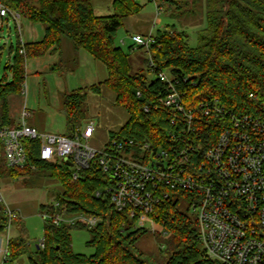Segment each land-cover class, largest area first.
<instances>
[{
    "label": "trees",
    "instance_id": "trees-1",
    "mask_svg": "<svg viewBox=\"0 0 264 264\" xmlns=\"http://www.w3.org/2000/svg\"><path fill=\"white\" fill-rule=\"evenodd\" d=\"M4 1L26 19L42 23L45 35L39 41L24 43L17 33V44L10 46V59L0 78L1 125H16L8 97L24 90L26 60L44 56L52 47H60L64 38L76 51L84 49L103 63L108 73L99 83L62 93L68 136L85 120L89 93L101 94L105 87L115 93L114 104L124 107L129 114L120 130L110 132L106 146L119 140L131 147L129 142L133 140L151 142L156 149L170 148L172 116L183 115H176L171 108L155 106L158 97L170 91L169 84L159 76L161 71L183 94L185 110L197 116L195 120L203 125L206 119L202 117L207 116L204 103L216 102L236 112L264 115V0H207L206 25L198 31L197 46H191L189 34L174 25L156 30L148 51L153 78L132 72L131 55L143 48L135 49L131 44L124 50L115 44L116 32L125 19L142 10L143 6L134 0H115V13L106 16L94 12L92 0ZM164 1L177 8L183 6L177 0ZM183 3L186 5L187 0ZM138 90L141 97L137 95ZM199 124L202 134L195 135L194 139L207 137L214 141L220 133L217 125L205 124L202 128V123ZM203 142L204 146L210 143L206 139ZM25 145L37 171H45L61 182L62 191L56 199L61 203V212L97 214L104 221L88 229L87 245L94 248L90 255L73 250L72 226L45 223V248L32 251L21 236L9 237L3 264H19L24 256L28 262L23 264H156L139 246L148 228L138 226L127 210L115 209L111 192L107 190L114 180L104 172L99 156L88 169L81 171L78 179H73L66 164L40 160L35 141L25 140ZM0 151V178H16L31 171L10 167L3 147ZM189 198V192H172L152 213L156 225L168 238L160 246V252L166 255L162 264H221L208 255L200 241ZM182 201L188 205L186 210L180 207ZM0 214V233L10 230L14 223L22 225V215H18L8 229L9 218L1 202Z\"/></svg>",
    "mask_w": 264,
    "mask_h": 264
},
{
    "label": "built area",
    "instance_id": "built-area-1",
    "mask_svg": "<svg viewBox=\"0 0 264 264\" xmlns=\"http://www.w3.org/2000/svg\"><path fill=\"white\" fill-rule=\"evenodd\" d=\"M162 8L159 4L158 11ZM21 21L22 15L0 0V30L14 23L20 34ZM131 38L135 49L149 51L154 42L153 33H135ZM159 76L169 84L170 91L158 97L155 106L183 115L172 116L170 148L156 149L151 142L133 140L127 147V143L113 140L98 149L89 144L95 133L94 121L82 124L68 136L41 131L23 120L13 126L0 124V148L6 153L8 165L36 167L25 140L37 143L40 160L66 164L73 179H78L99 156L104 172L114 180L107 190L115 209L127 210L138 226L148 223L154 230L155 207L172 192L186 191L190 193L188 203L198 223L200 241L211 258L221 264H264V115L236 112L216 102L204 103L205 124L220 128L214 141L204 138L210 141L204 146V140L194 139L202 134L198 125L203 122L185 110L183 94L170 77L163 71ZM137 95L141 97V91ZM0 202L5 205L9 229L22 215L21 210L10 207L1 193ZM60 209L61 203L56 200L40 215L47 224L86 229L104 221L101 215L68 214ZM38 245L45 248V237Z\"/></svg>",
    "mask_w": 264,
    "mask_h": 264
},
{
    "label": "rangeland",
    "instance_id": "rangeland-1",
    "mask_svg": "<svg viewBox=\"0 0 264 264\" xmlns=\"http://www.w3.org/2000/svg\"><path fill=\"white\" fill-rule=\"evenodd\" d=\"M94 1L96 4L101 1L100 4L103 5L98 7L106 9L107 0ZM177 1L182 3L181 5L183 6L181 8H177L176 5L171 6L169 2L164 0H137L143 7L137 17L130 19L132 30L135 29L137 32L149 34L151 28H153L151 33H154L159 28L174 25L189 34L191 46H197L198 31L206 25L207 0H187L186 5L183 3L184 0ZM159 4L163 6L161 11H158ZM131 20L135 21L132 23ZM128 22L124 21V24L117 30L115 35V44L121 46L124 50H128L129 45L133 44L131 34L128 35ZM27 23L26 18L22 15L21 26L23 31H25ZM17 33L18 30L14 23L9 26L6 25L0 30V78L3 77L6 65L10 59V46L12 43L17 44ZM150 58V54L145 49H140L133 53L131 55L132 72H141L149 78L155 77V74L150 71ZM68 66L69 69H76L78 61L70 59ZM103 72L108 74L105 68ZM106 77H103L101 81ZM101 92V94L89 93L85 102L86 116L83 122L84 125L94 121L95 133L89 140V144L98 149L106 146L111 131L120 130L129 119L127 110L120 105L114 104L115 93L113 91L102 87ZM62 103V96H60L59 100V97L53 96L51 93L46 97L43 95L40 110L35 113L38 117L39 128L42 131H52V129L55 130L59 127L67 130V118ZM26 168H30L31 171L29 173L25 172L19 177L0 178V193L4 196L5 202L10 207L21 210L22 214V225L19 227L14 223L10 230L3 232L0 237H5L8 241L9 237L21 236L27 241L30 250L35 251L40 240L45 236V221L40 212L44 207L56 201L58 194L62 191V184L45 171H37L36 167L26 166L21 169L25 170ZM180 207L186 210L188 205L182 201ZM144 226L148 230L142 235L139 246L151 257L154 263L162 264L166 259V255L160 252V246L163 243L162 241L167 238V235L157 225L154 230L151 229L148 223ZM71 235L72 248L75 252L88 255L94 253V248L87 245V241L90 238L88 229L73 227ZM7 241L3 240V244L6 245ZM5 248L6 246H4V250ZM26 258L25 256L22 257L19 264H23Z\"/></svg>",
    "mask_w": 264,
    "mask_h": 264
},
{
    "label": "crops",
    "instance_id": "crops-1",
    "mask_svg": "<svg viewBox=\"0 0 264 264\" xmlns=\"http://www.w3.org/2000/svg\"><path fill=\"white\" fill-rule=\"evenodd\" d=\"M114 1L115 0L105 1L106 9H101L98 7L99 5H103L100 4L101 1L96 4L95 1L92 0L94 12L101 16L114 14ZM134 1L137 2V0ZM140 12L125 19L126 23L129 21L128 35L135 33L144 34L143 32L135 31V29L132 30V24L130 22V19L132 17H137ZM26 21L28 23L25 26V31H23L22 28V33H20L21 41L27 43L41 40L45 35V26L42 23L32 22L28 19H26ZM131 21L133 23L135 20ZM151 31H153V28H151L149 32L151 33ZM70 59L78 61L76 69H69L68 61ZM52 68L55 69L53 70ZM104 68L107 69L87 51L84 49L76 51L72 43L64 38L60 47H52L44 56L28 58L26 60L24 90L21 93L11 94L8 97L12 119L16 125L25 120L27 124L41 130L39 128L38 117L35 113L40 110L43 95L46 97L51 93L53 96L59 97L60 100V96L64 92L101 82L102 78L107 76V74L103 72ZM106 78H104V80ZM47 132L66 133L67 130L59 127L58 129H52V131L50 130ZM1 235H3V233H0V236ZM3 240L7 241L5 237H0V243H2L0 246V264H3L7 252L8 243L4 245ZM4 246H6L5 250ZM25 260L24 263H27L28 259L26 258Z\"/></svg>",
    "mask_w": 264,
    "mask_h": 264
},
{
    "label": "water",
    "instance_id": "water-1",
    "mask_svg": "<svg viewBox=\"0 0 264 264\" xmlns=\"http://www.w3.org/2000/svg\"><path fill=\"white\" fill-rule=\"evenodd\" d=\"M37 247H39V246H37Z\"/></svg>",
    "mask_w": 264,
    "mask_h": 264
}]
</instances>
